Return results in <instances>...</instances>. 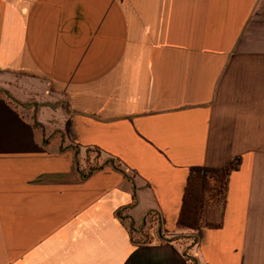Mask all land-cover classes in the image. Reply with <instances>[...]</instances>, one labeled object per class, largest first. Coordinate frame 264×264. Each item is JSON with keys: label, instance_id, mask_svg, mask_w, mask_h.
<instances>
[{"label": "crops", "instance_id": "1", "mask_svg": "<svg viewBox=\"0 0 264 264\" xmlns=\"http://www.w3.org/2000/svg\"><path fill=\"white\" fill-rule=\"evenodd\" d=\"M0 264H264V0H0Z\"/></svg>", "mask_w": 264, "mask_h": 264}, {"label": "rangeland", "instance_id": "2", "mask_svg": "<svg viewBox=\"0 0 264 264\" xmlns=\"http://www.w3.org/2000/svg\"><path fill=\"white\" fill-rule=\"evenodd\" d=\"M28 109V115L32 113V108L30 106L27 107ZM83 164H84V170L88 171L89 169H93L97 167L104 159L99 156L98 153L94 152L93 150H86L85 155L83 156ZM234 162V159L232 160ZM228 168V165L225 166ZM215 175L212 173L207 174L208 176V187H203L202 189L204 191L200 192L201 193V200L200 202L197 203L195 209L194 207L190 208V211L194 209V213L198 215V220L200 223L204 224H210L213 222H216L218 218V213H219V206H220V196H219V185L223 182V175L218 174L217 172H214ZM49 176H43L40 175L37 177V181H48ZM206 183V181H205ZM207 185V184H206ZM214 188L215 191L208 189ZM189 220L193 223L195 215L189 216ZM186 222V221H185ZM182 243H187L186 239L184 237L181 238Z\"/></svg>", "mask_w": 264, "mask_h": 264}, {"label": "trees", "instance_id": "3", "mask_svg": "<svg viewBox=\"0 0 264 264\" xmlns=\"http://www.w3.org/2000/svg\"><path fill=\"white\" fill-rule=\"evenodd\" d=\"M228 166H230V167L233 166V163L232 162L229 163ZM226 171H227L226 167H224L222 170L219 171L220 175H223V179L226 176Z\"/></svg>", "mask_w": 264, "mask_h": 264}]
</instances>
